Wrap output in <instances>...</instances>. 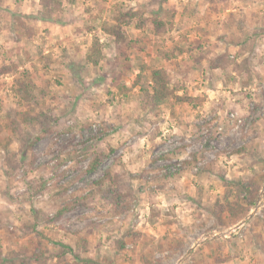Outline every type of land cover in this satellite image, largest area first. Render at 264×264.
I'll return each mask as SVG.
<instances>
[{"label":"rangeland","instance_id":"rangeland-1","mask_svg":"<svg viewBox=\"0 0 264 264\" xmlns=\"http://www.w3.org/2000/svg\"><path fill=\"white\" fill-rule=\"evenodd\" d=\"M263 2L57 0L40 20L39 0H0V65L17 66L0 79V264H221L232 248L264 264L247 249L264 246ZM165 8L175 9L166 35L128 26L116 41L102 30L114 9ZM154 68L203 101L151 102ZM23 71L33 99L14 90ZM106 169L120 175L124 212L100 198ZM251 180L247 207L254 188L237 183Z\"/></svg>","mask_w":264,"mask_h":264},{"label":"trees","instance_id":"trees-1","mask_svg":"<svg viewBox=\"0 0 264 264\" xmlns=\"http://www.w3.org/2000/svg\"><path fill=\"white\" fill-rule=\"evenodd\" d=\"M168 0H163L164 3H167ZM208 5L210 8L218 10L217 4L218 1L224 0H207ZM39 3L42 9L39 11V16L37 17L40 20H46L50 14L52 13V8L55 4H57V0H39ZM226 8V7H225ZM163 16L161 13L152 14L150 17H145L139 11L133 9H114L113 15L111 17V22L108 24H104L102 26V30L115 38L116 41L123 40L125 35L123 33V28L128 26H135L139 29L144 28L145 26H149L153 33L158 36H163L169 33L173 27V20L175 16V9L165 8L163 9ZM27 36H30L27 34ZM98 41L93 40V43L90 47V52L87 55V58L90 61H97L98 56L100 55L99 48L97 47ZM173 51L162 52L161 56L163 58L169 59L173 57ZM17 69V66L14 63L10 64H2L0 65V79L3 75L8 73H13ZM140 78V74L136 76L135 81L132 83L131 87H126L124 85L119 86V92L124 93L126 91L131 90L134 87L138 79ZM150 78H151V85H150V100L151 102H161L172 98L174 102H186L191 104L193 107L199 105L203 99L198 96H191L187 93L177 94L173 91V88L169 85V77L164 68H154L150 71ZM13 86L14 90L22 95L33 99L34 92L33 89L35 88V83L32 81L30 74L28 71H23L18 75L14 76L13 79ZM146 94H149L146 92ZM21 120L23 122H31L34 116H31L28 111H21ZM1 131V130H0ZM1 146V141H0ZM3 147V146H2ZM3 149L7 151V147L4 146ZM236 152H239L237 150ZM100 162L97 159H93L89 162L87 166V172H94L99 167ZM109 180L111 186L107 188L105 192L100 195L101 200L103 203L109 208L110 211L114 213L124 212L126 210V206L124 200L128 196L124 193L117 185L118 181L120 180V175L118 174H111L109 170H105L102 177L99 179L98 184L103 183L105 180ZM238 186L242 187L243 190H248V186L253 187V192L249 191V196L247 195L245 198V202L247 207L252 206L254 204V196L257 191V183L254 180H251L247 183L242 181L237 183ZM249 188V190H250ZM251 193L254 195L252 197ZM251 197V198H249ZM238 204V203H236ZM238 206V205H237ZM241 206V205H239ZM223 211V206L218 204L216 205V210L213 209L212 213L217 218L218 222L220 219V212ZM228 217L230 220H237L239 218L240 212L234 209V205L229 203L228 206ZM223 222V221H220ZM120 247L123 248V245L120 244ZM261 250L264 252V246H260ZM69 251L72 252V249L68 248ZM75 259L80 258L78 255H75L72 252ZM85 263H92L91 259H86Z\"/></svg>","mask_w":264,"mask_h":264},{"label":"crops","instance_id":"crops-1","mask_svg":"<svg viewBox=\"0 0 264 264\" xmlns=\"http://www.w3.org/2000/svg\"><path fill=\"white\" fill-rule=\"evenodd\" d=\"M262 1H264V0H262ZM149 232H152L154 235H156V231H148V234H149ZM156 236H159V235H156ZM247 249H249L250 254H252V253H253V255L254 254L255 255L263 254V256H264V252L259 248V246L257 244H253L252 246H249V248H247ZM232 252L233 253L230 255L231 258L229 257L226 262H222L221 264H241V263L242 264H253V263H256V259H253L250 263H245L243 260L238 261V257H237L238 255H236V253H234V252H236V251H234V248H232Z\"/></svg>","mask_w":264,"mask_h":264}]
</instances>
